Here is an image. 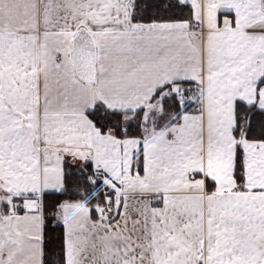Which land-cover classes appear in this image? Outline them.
<instances>
[{
    "label": "snow or ice",
    "instance_id": "obj_1",
    "mask_svg": "<svg viewBox=\"0 0 264 264\" xmlns=\"http://www.w3.org/2000/svg\"><path fill=\"white\" fill-rule=\"evenodd\" d=\"M0 264H264V0H0Z\"/></svg>",
    "mask_w": 264,
    "mask_h": 264
}]
</instances>
